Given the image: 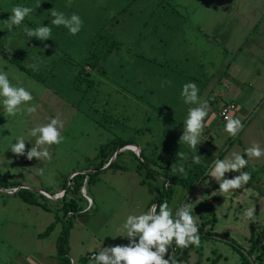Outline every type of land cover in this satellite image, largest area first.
<instances>
[{
	"label": "rangeland",
	"instance_id": "374dc122",
	"mask_svg": "<svg viewBox=\"0 0 264 264\" xmlns=\"http://www.w3.org/2000/svg\"><path fill=\"white\" fill-rule=\"evenodd\" d=\"M128 1L132 12L137 6L146 9L140 16L142 25L144 19L147 20L144 30L140 25L143 34L152 29L155 36L159 35L158 30L163 32L166 46L162 47L161 54L153 47L147 48L148 43L155 40L150 34L143 38L145 43L127 46L130 30L127 29L123 8L129 2L124 0H109L108 3L107 0H70V3L69 0H0V68L8 71L10 78H14L13 83L19 81L32 92L31 103L37 106L36 113L21 112L15 117L0 110V179L18 182L21 186L15 188L17 190L29 189L43 195L48 199L50 208L47 212L25 204L11 193L12 189L0 187V264L56 263L55 246L64 223L58 222L46 238L39 239L37 235L54 221L55 214L61 215L59 199L63 195L60 193H64L62 182L77 172H92L91 160H94L98 149L116 139L132 142L139 152L135 154L123 147L120 156L116 158L113 155L110 160H115L124 170L113 171L105 169V166L93 183L84 184L83 195L81 191V196L66 195L67 199L82 197L79 205L83 209L82 214L72 220L68 239L69 259L75 264H82L81 260L87 255L83 264H94L88 258L91 253L100 250L98 244H105H100L101 248L127 244V238L121 237L124 234L121 227L124 218L157 204L156 198L162 192V178L155 175L148 179L145 167L141 175L136 173L139 162L153 159L160 164H183L185 160H191L192 153L179 140L183 131L182 120L189 107L182 103L179 95L181 86L186 82H195L199 99L203 101L207 98L204 101L207 108H211L210 116L205 117V127L199 137L201 141L196 146L199 164L209 167L215 159H223L232 152L243 155V149L253 142L264 148V93L260 99L249 101L248 106L242 105L244 98L256 88L255 78L249 73H242L238 88L241 95L234 102L235 110L228 114L240 119L243 125L234 137L223 131L224 121L219 116L220 108L230 103L229 100H223L214 92L210 94L217 85L219 74L229 72L223 68V61L227 64L235 60V53L223 52V49L225 46L233 49L238 42L239 29H244L246 24L241 22V16L253 21L254 29L262 35L260 42H264V0ZM16 5H27L34 11L9 32L6 28L8 17L11 16V8ZM50 8L63 11L66 15L72 12L79 14L83 21L81 30L73 36L62 26H52L48 15ZM126 11L128 13V9ZM107 19L115 22L111 24ZM137 20L131 23L136 25ZM40 21L52 27L51 37L44 41L34 37L26 40L22 28H35ZM100 28H104L105 35L115 39L119 47L108 56L103 66L104 74L95 76L100 80L96 87L98 93L92 89L88 91L85 84L76 92L72 82V63L86 57L91 48L92 35ZM220 32L228 34L230 45L221 44ZM178 39H183L186 44L191 40L195 44L191 51L183 52L182 48L178 50ZM194 49L204 50V53H195ZM25 52V57L20 56ZM3 55L18 60L38 74L42 81L29 77ZM183 56L188 58L184 64L178 61ZM197 57H204L210 63L194 66ZM253 63L258 69L264 68V45ZM85 71L90 72V68L86 67ZM206 90H209L208 93H205ZM52 116L63 121L61 133L64 139L59 145L48 146L50 159H27L7 149L15 137L23 135L27 140L26 152L32 146L28 129L46 123L47 118ZM180 152H184L187 158L180 159ZM247 166L259 170L257 178L264 185V156L249 158ZM234 175L236 173L232 171L224 174L225 178ZM141 180L145 181V185L139 184ZM217 183L206 177L189 192L175 186L167 202L173 210L181 204L188 205L197 219V226L211 220L210 214L199 206L205 202L213 206L217 221L211 229L222 235L221 240L200 239L199 246L190 251L187 263L178 262L180 253L170 248L163 258L167 259L169 255L175 264H240V256L233 246L245 248L250 229L264 223V199L257 198L256 193L249 189L235 195L232 191L220 192ZM85 193L91 198V207L87 206ZM213 197L218 200L215 202ZM252 206L254 216L250 220L244 218V209ZM207 229L210 227L207 226ZM225 241L234 244L231 246Z\"/></svg>",
	"mask_w": 264,
	"mask_h": 264
},
{
	"label": "clouds",
	"instance_id": "9594fccd",
	"mask_svg": "<svg viewBox=\"0 0 264 264\" xmlns=\"http://www.w3.org/2000/svg\"><path fill=\"white\" fill-rule=\"evenodd\" d=\"M33 11L34 9L27 5L13 6L11 16L8 17L7 30L11 32L14 26L21 25L22 21L30 17ZM48 15L51 17L52 26H62L68 34L73 36L81 30L83 25L81 17L76 12L66 15L63 11L50 8ZM22 32L26 40L34 37L39 41H44L51 37L52 27L40 21L35 28L24 26ZM13 79L10 78L5 68H0V110L10 117H15L21 112L36 113L37 106L31 103L33 101L32 92L19 81L13 83ZM198 91L195 82L189 81L181 86L179 93L182 103L189 106L182 120L183 131L179 140L192 153L193 163H200V156L195 154L196 146L201 141L199 137L205 127V117L208 115L207 104L199 99ZM62 127L61 119L56 116L48 117L46 123L28 129V136L32 138V146L26 152L25 142L27 140L23 135L15 137L14 142L7 149L13 154L24 155L27 159L48 160L50 159L48 146L59 145L64 139L61 133ZM242 127L240 119L230 115L224 117L223 131L229 137L236 136ZM178 155L182 160L187 158L184 152ZM261 156H264V148L258 142H253L250 147L243 149V155L239 152H232L223 159H215L205 171L207 177H211L216 183L219 182L217 190L229 193L249 182L250 171L242 169L248 165L249 158H260ZM229 171L236 175L232 178H225L224 174ZM173 172L186 174L183 164L177 165ZM204 184L206 186L207 181ZM11 191L14 192L16 189L13 188ZM81 191L84 193V189ZM84 199L87 206L91 207V198L86 193ZM243 216L250 220L254 216L253 206L245 208ZM121 227L124 234L117 235L127 238V244L99 247L100 250L93 255L94 264H175L169 255L167 259L163 258L170 245L174 243L176 247L187 248L189 245L199 246L200 244L197 219L189 206L185 204H181L175 210L166 200L159 202L158 205L152 204L144 212L128 214Z\"/></svg>",
	"mask_w": 264,
	"mask_h": 264
},
{
	"label": "trees",
	"instance_id": "16d2710c",
	"mask_svg": "<svg viewBox=\"0 0 264 264\" xmlns=\"http://www.w3.org/2000/svg\"><path fill=\"white\" fill-rule=\"evenodd\" d=\"M112 37L105 35L104 28H100L98 31L95 32V34L92 36L91 41V48L86 55V57L79 62H73L72 63V69H73V87L76 92L80 91V86L82 84H85V88L94 90L96 93L98 91L96 90L97 84L100 83V80L95 78L98 74H104L103 66L108 58V56L111 54V52L119 47V43L115 41V39H111ZM110 40L111 42H108ZM4 58L17 66L18 69L23 71L26 75L29 77H32L36 79L37 81H40L38 74L32 72L30 69H27L23 66L18 60L12 59L8 57L7 55H3ZM22 57L26 56V52L22 55ZM21 57V58H22ZM27 58V57H26ZM23 59V58H22ZM89 67L90 72H86L85 68ZM42 81V80H41ZM96 95H94L95 97ZM93 97V96H92ZM133 143L127 142L124 140L116 139L112 140L105 145L101 146L98 149V152L94 158V160H91L93 164L92 172H86L83 173V171L77 172L72 178L65 179L62 182V190L64 191L62 197L59 199L61 202L60 212L61 215L55 214V219L52 223H50L44 232L37 235L39 239L46 238L55 228L56 224L58 222L64 223L62 225V229L60 231V234L56 241V263L55 264H71L70 259L68 258L69 254V246H68V239L70 230L72 228V220L80 216L82 214V206L79 205L80 200L82 197H79V199H75L74 197H71L70 199L66 198V195H77L79 194L84 182L86 185L93 183L94 179L96 178L97 174L101 171L102 168L105 169H111L113 171L116 170H124L123 166H120L116 164L115 160L110 159L112 156L123 147L127 145H132ZM120 151L117 153L116 158L120 156ZM223 156V155H222ZM142 158V154H141ZM143 159V158H142ZM180 163L171 164L169 162L167 163H158L157 160H142V162H139V164L136 166L135 171L139 175L142 174L143 167H145V177L152 178L153 176L157 175L160 178L163 179L162 182V192L157 196V205L159 202L168 201L170 200V197L173 193L175 186H180L187 190V192L194 189L196 184L203 181L206 177V168L208 166H202L199 163H193L192 160H185L183 164L185 167V175H181L179 173H174L173 169L177 167ZM190 164V165H189ZM243 171H250L251 178L249 182L246 185H243L241 188L236 189L233 192V194H243V190L249 189L251 191H254L257 195V198L264 199V185L262 183H259V179L257 178L259 175V170L253 169L251 167L246 166ZM166 182V184H165ZM140 185H145V181L141 180L139 182ZM21 186L18 182H11L7 180L0 179V187L2 189H13L18 188ZM45 192L47 190H44ZM18 196V198L25 204L36 206L40 208L43 211H50V208L47 205L48 199L45 198L43 195L36 193L35 191L29 190V189H18L14 193ZM80 195V194H79ZM81 196V195H80ZM214 201L216 202L218 199L217 197H213ZM203 209L205 213L210 214L211 220L201 222L198 225V231L200 233V239H217L221 240V234L215 233L212 231L215 223H216V217L214 214L213 206L208 205L207 202L203 203L201 206H199ZM158 210V208H157ZM58 211V210H57ZM56 211V213H58ZM260 223L262 221H259ZM262 225H257L256 227H252L250 229V234L248 238H246V246L245 248L242 247H234L233 250L236 251L240 256V264H264V223H261ZM207 226L210 227V229H207ZM212 228V229H211ZM227 242V241H225ZM230 243L231 246L234 244L232 242ZM175 248V251L177 253H180L179 257L177 258L178 262L184 261L187 263V257L190 253V251L194 250V246L189 245L187 248H179L174 245L169 246ZM214 264V263H211Z\"/></svg>",
	"mask_w": 264,
	"mask_h": 264
},
{
	"label": "crops",
	"instance_id": "0c3cea01",
	"mask_svg": "<svg viewBox=\"0 0 264 264\" xmlns=\"http://www.w3.org/2000/svg\"><path fill=\"white\" fill-rule=\"evenodd\" d=\"M134 1L135 0H131V3ZM108 2H109V0H107V3ZM124 2L127 3L129 1L124 0ZM155 4H158V3H155ZM177 5L179 7H181V5H179V3H177ZM129 6H130V2L127 3L126 5H124L125 8H123V11L125 13L124 17L126 18L127 23H128L127 29L130 30V33L127 34V37H128V43L126 42L127 46L129 47V45H131L133 43H142V42L145 43L143 38L147 37L148 34H150L153 37H155V40L153 43H148L147 48L153 47L154 49H156L155 51L158 54H161L162 47L166 46V42L163 40V37H164L163 32L161 30H158L159 35L155 36L153 34L155 31L152 29L150 32L147 31L145 34H143V31L140 28V25H142L140 23V16L144 15L143 13H144V11H146V9H144V7L137 6L134 9V11L132 12L129 10ZM174 6H176V4H174ZM126 9H128V13H127ZM113 10H114V8L112 9V11ZM118 13H119V11H118ZM154 13H155V11H154ZM150 15H152V13H150ZM118 16H120V14H118ZM245 16L247 17L246 13H245ZM258 17H259V15H257V18ZM134 19H138L137 20L138 23L136 25L134 23H131L132 21H134ZM255 19L256 18L254 17L253 20H255ZM107 20L110 21L111 24H113V22H115V20H113V19H107ZM146 21L147 20L144 19V23L142 25L143 30H144V24H146ZM241 22H246V24H245L244 29H242V30L239 29L240 33L238 36V42L235 44V47L233 49H231V47L227 48L224 45L225 47L223 49V52L226 51V52L231 53V54L235 53L234 54L235 60L230 61L227 64L225 61H223V68L225 70H229V72L224 73V71H222L219 74V77H218L217 82H216V84H217L216 87L219 86L220 88L214 87L212 89V91L210 92V94L211 93L213 94V92L218 94L219 97H222V99L225 101L229 100V102L233 103L234 106H235L234 102L239 100V97L241 95V90L238 88L240 87L239 85H240V81L242 79V73L243 72L249 73L250 76L254 77L257 85H256V88L254 90H251V92L248 94L249 96H246V98H244V101H243L244 103L242 105L248 106L249 101H254V100L260 99L262 94L264 93V90H263V87H264V68L261 69L259 67V69H258V67H255L254 63H253V59L257 56V52L260 51V48H262L264 45V42H260L262 39V35L260 34V32H257L254 29V23H253V21L250 22L248 17L243 18L241 16ZM101 27H103V25H101ZM220 33L222 36L221 44L224 43V44L230 45L228 34L222 35V32H220ZM210 35H209V37H210ZM178 36L182 37V38L185 37V36H180V35H178ZM174 37H176V36H174ZM215 42L218 44L217 40H215ZM177 44H178V50L180 48H182L183 52H189V51H191V49L195 43L190 40L189 44H186L183 39L182 40L178 39ZM188 47H191V48L186 50ZM178 50H177V52H178ZM198 51L200 53H204V50L201 51V50L194 49L195 53H197ZM187 59H188L187 57L183 56L182 59L178 58V61L184 64L187 62L186 61ZM197 60L198 61L194 64V66H197V65L203 66L205 63H210L209 61H205L204 57H197ZM154 63H156L155 60H154ZM256 68H257V70H256ZM194 69H195V67H194ZM253 69H255V70H253ZM207 91H209V90H206L205 93H208ZM206 99L207 98H204L203 101ZM207 109H208V116H210L211 108L209 107ZM207 127H209V126H207ZM100 244L105 245L104 243H100ZM100 244H98V248L101 247ZM94 253L95 252L91 253L89 255L88 259L93 260ZM68 258H69V254H68ZM86 259H87V255H85L83 260H81V263L83 264L86 261ZM70 262H71V264H75V262L73 260H70Z\"/></svg>",
	"mask_w": 264,
	"mask_h": 264
},
{
	"label": "built area",
	"instance_id": "2783aa9c",
	"mask_svg": "<svg viewBox=\"0 0 264 264\" xmlns=\"http://www.w3.org/2000/svg\"><path fill=\"white\" fill-rule=\"evenodd\" d=\"M234 110H235V106L233 103H228V104L224 105L223 107H221L219 110V116L222 119V121H224V117L226 115H228L230 112H233ZM134 152L137 153V150L135 149ZM14 192H16V191H14ZM14 192H11V193H14ZM171 250L174 252L175 248L171 247Z\"/></svg>",
	"mask_w": 264,
	"mask_h": 264
},
{
	"label": "water",
	"instance_id": "95a60500",
	"mask_svg": "<svg viewBox=\"0 0 264 264\" xmlns=\"http://www.w3.org/2000/svg\"><path fill=\"white\" fill-rule=\"evenodd\" d=\"M124 148H127V149H129V150H131V151H134L135 149L137 150V153H135V154H138V152H139V148H137L135 145H127V146H125ZM121 149H119L115 154H114V157H116V155H117V153L120 151ZM112 160H110L109 162H111ZM86 173V172H85ZM77 174V173H76ZM84 184H85V182H84ZM84 184H83V186H82V188H81V190L84 188ZM80 190V191H81ZM15 193V192H14ZM81 194L83 195V193H82V191H81Z\"/></svg>",
	"mask_w": 264,
	"mask_h": 264
}]
</instances>
